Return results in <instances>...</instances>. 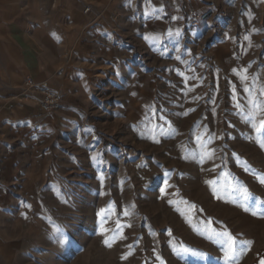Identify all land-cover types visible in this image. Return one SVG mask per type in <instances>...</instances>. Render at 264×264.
<instances>
[{
  "label": "rangeland",
  "instance_id": "1",
  "mask_svg": "<svg viewBox=\"0 0 264 264\" xmlns=\"http://www.w3.org/2000/svg\"><path fill=\"white\" fill-rule=\"evenodd\" d=\"M95 6L61 111L20 95L0 125V264H261L264 0Z\"/></svg>",
  "mask_w": 264,
  "mask_h": 264
},
{
  "label": "crops",
  "instance_id": "2",
  "mask_svg": "<svg viewBox=\"0 0 264 264\" xmlns=\"http://www.w3.org/2000/svg\"><path fill=\"white\" fill-rule=\"evenodd\" d=\"M112 0H0V125L30 80L54 85L60 57L56 47L63 43L68 24L89 19L87 9ZM30 107L38 114L41 109Z\"/></svg>",
  "mask_w": 264,
  "mask_h": 264
},
{
  "label": "built area",
  "instance_id": "3",
  "mask_svg": "<svg viewBox=\"0 0 264 264\" xmlns=\"http://www.w3.org/2000/svg\"><path fill=\"white\" fill-rule=\"evenodd\" d=\"M87 9L86 12H89ZM190 17L198 19L199 17L191 12ZM21 97L26 100L34 99L40 106L43 114H51L53 112L61 111L63 104L61 96L53 90L46 82H36L30 80L25 83L22 88Z\"/></svg>",
  "mask_w": 264,
  "mask_h": 264
},
{
  "label": "snow or ice",
  "instance_id": "4",
  "mask_svg": "<svg viewBox=\"0 0 264 264\" xmlns=\"http://www.w3.org/2000/svg\"><path fill=\"white\" fill-rule=\"evenodd\" d=\"M145 39H148V37H145ZM245 91H247V89H245ZM262 126H264V124H262ZM257 131H260V129L257 128ZM261 146L264 147V144H262ZM101 179H103V178L101 177ZM246 211H247V209H246ZM208 232H209V237H208L209 239H213L214 237H216V238H224L226 240L228 250L225 252V259H226V261L231 260L232 256L230 254L235 251V248H234V246L236 244L235 238H233V236L230 233H228L227 231L217 232L210 227L208 228ZM183 251L189 252L191 250L184 248ZM161 264H163V262H161ZM261 264H264V260H261Z\"/></svg>",
  "mask_w": 264,
  "mask_h": 264
}]
</instances>
